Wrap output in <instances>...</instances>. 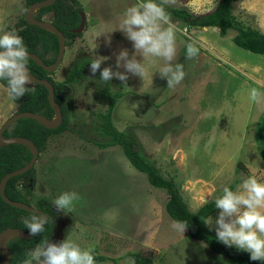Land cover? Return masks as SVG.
<instances>
[{"label":"rangeland","instance_id":"1","mask_svg":"<svg viewBox=\"0 0 264 264\" xmlns=\"http://www.w3.org/2000/svg\"><path fill=\"white\" fill-rule=\"evenodd\" d=\"M74 1L86 23L79 34L67 39L52 80L63 81L72 64L84 57H106L100 68L124 71L115 67V57L121 49L131 55V42L119 30L101 32L111 31L134 0ZM218 1L162 0L195 15L210 12ZM26 10L25 0H0V29H13L25 19ZM234 10L241 17L248 15L250 23L264 33V0H240ZM53 19L51 12L42 17ZM171 22L177 29L172 63L182 64L183 79L167 87L156 72L162 64L159 58L145 62L143 79L129 74L122 82L113 77L109 91L121 96L116 99L112 122L136 140L163 176L174 179L188 209L195 212L230 183L236 182L235 190L248 176L264 182L263 165L256 163L252 150L254 134L259 144L264 141L255 129L264 116V55L236 47L231 36L221 38L216 29L188 30ZM105 35H110L109 43ZM189 42L198 52L185 59ZM90 83L69 84L70 130L52 137L34 165L35 199H45L52 206L61 192L74 190L80 196L67 214L56 213L52 206L54 242L70 234L81 248L96 246V253L107 259L95 264H114L111 259L116 264H136L132 254L147 264H235L190 239L186 229L182 233L171 227L173 221L165 212L167 194L152 187L119 147L100 149L88 142L101 140L90 130L93 117L89 115L106 108L93 83L102 86L98 81ZM252 90L257 93L255 100L249 99ZM16 111L0 83V128ZM217 213L211 217L215 219Z\"/></svg>","mask_w":264,"mask_h":264},{"label":"trees","instance_id":"2","mask_svg":"<svg viewBox=\"0 0 264 264\" xmlns=\"http://www.w3.org/2000/svg\"><path fill=\"white\" fill-rule=\"evenodd\" d=\"M41 1L44 0H25V5L28 6ZM239 1L219 0L210 12L195 15L182 8L170 7L164 4L162 0H158L170 14V20L179 22L188 30L213 28L217 30L221 38L231 36V41L236 47L254 55H264V33L257 26L250 23V17L248 15L241 17L235 13L234 4ZM80 11L81 9H79L77 2L74 0H55L52 5L37 10L34 17L41 20L47 13H53L54 19L52 24L68 39L73 36L70 30L78 27ZM13 27L22 37L28 53L37 55L46 66L55 62L58 52V40L54 34L29 25L25 19L17 22ZM47 55H50L49 58ZM83 64V60H78L72 65L63 81L55 82L50 77L52 72L43 70L35 62L27 58L26 68L29 73L38 79L47 80L52 85L54 101L60 108L62 122L56 128H46L32 119L22 118L12 123L3 132V137L27 138L36 146L38 153H42L47 146V142L52 137L70 130V98L66 94L64 86L66 84L77 85L82 80H87L92 83L93 81H98V84L102 87L99 88L94 83L93 85L97 89L96 92L98 91V99L102 98L105 100L106 108L103 111H96L90 114L91 118L93 117L90 123V130L98 138H101V140L97 142L88 140V142L100 149L119 147L130 165L138 172L144 174L152 187L165 191L167 194L165 204L166 214L172 221L183 220L187 222L185 229L190 239L204 243L210 251L232 260L235 264H264L262 261L249 260L248 253L238 251L233 247H225L215 239V234L203 223L204 218L212 216L218 211L213 204L215 197L201 205L195 212H191L188 209L186 202L182 198L181 188L175 183L174 179L163 176L155 163L144 156L136 140L127 133L118 131L114 127L112 111L115 107L116 99L120 98L121 94L111 93L109 91V83L101 81L99 78H95L94 80L85 78L81 74ZM0 83L6 87L3 81H0ZM28 87L31 90L26 92L23 97L14 101L17 106L16 113H38L47 119H51L53 117V111L47 100L48 92L46 88L38 84L28 85ZM30 159L31 153L23 145L9 144L0 146V181L5 174L23 167ZM241 166V163L237 164V168ZM34 179L33 167L20 176L8 179L5 184L4 193L11 201L22 202L40 210L48 217L49 222L45 225L44 231L34 237L29 239L12 238L9 240L7 243V248L10 252L8 264H23L30 250L38 246L42 240H50L53 233L55 225L53 214L55 213L47 200L35 199L32 192L35 182ZM235 185L236 182H233L228 187L234 189ZM33 214L11 207L0 198V232L6 228H16L27 233V229L24 227L22 220ZM96 250L97 247L93 246L94 261H105L107 257L97 254ZM132 255L136 260V264H147L149 262L144 261L138 254Z\"/></svg>","mask_w":264,"mask_h":264},{"label":"clouds","instance_id":"3","mask_svg":"<svg viewBox=\"0 0 264 264\" xmlns=\"http://www.w3.org/2000/svg\"><path fill=\"white\" fill-rule=\"evenodd\" d=\"M119 30L131 42L133 52L121 49L115 57V67L124 71H113L110 67L100 68L106 57L97 56L89 63V70L95 74L99 69V79L109 82L113 77L126 82L128 75H145L144 64L150 58H159L162 64L157 71L171 88L184 77L183 66L172 63L175 55V32L177 29L170 20V14L158 0H134L123 12L119 23L111 33ZM100 33V34H101ZM99 34V35H100ZM105 35V42H110ZM198 49L193 43L185 45V59L195 57ZM137 56L141 57L137 60ZM28 52L22 37L10 28L0 29V81L6 85L8 97L15 101L31 89L28 87ZM257 93L252 90L249 99L255 100ZM80 199L74 190L61 192L52 201L55 212L67 214ZM218 213L213 219H203L205 226L214 230L215 239L225 247H233L248 253L249 260L264 262V182L252 176L242 178L236 189L224 186L213 200ZM48 217L35 213L22 220L30 237L42 233L48 224ZM174 230L184 232L187 222L173 221ZM204 245L203 247H205ZM23 264H95L91 248H81L70 234L58 242L42 240L30 250Z\"/></svg>","mask_w":264,"mask_h":264},{"label":"water","instance_id":"4","mask_svg":"<svg viewBox=\"0 0 264 264\" xmlns=\"http://www.w3.org/2000/svg\"><path fill=\"white\" fill-rule=\"evenodd\" d=\"M55 2V0H44L41 2H36L33 4H30L27 6V10L25 13V21L32 26L38 27L42 30H45L49 33L54 34L57 37L58 40V52L56 56V60L53 64L46 66L42 60L35 54L28 53V58L31 59L33 62H35L39 67H41L43 70L47 72L54 71L58 65L61 63L63 55H64V49H65V39L64 35L52 24V22L46 21V20H38L34 17V14L37 10L43 7H47L52 5ZM80 22L77 28L71 30L73 34H79L85 25V15L80 12ZM29 75V83L31 85H42L46 88L48 94H47V100L48 103L53 111V117L51 119H47L44 116L38 114V113H31V112H19L12 115L10 118H8L3 125L0 128V146L9 145V144H19L25 146L29 152L31 153V159L30 161L24 165L23 167L16 169L12 172H9L3 176V178L0 181V198L3 200L4 203L7 205L14 207L19 210H23L29 213H43L40 210L35 209L31 205H27L22 202H15L8 199L4 193V188L6 181L12 177L20 176L24 173H26L28 170L34 167L37 158H38V150L36 146L27 138L24 137H3V132L11 126L12 123L15 121L22 119V118H29L37 122L38 124L46 127V128H56L58 127L62 122V114L60 111L59 106L55 103L54 97H53V88L52 85L47 81L43 79H38L31 75L29 71L27 70ZM99 73V70L96 72ZM66 94H69V88L66 87ZM44 214V213H43ZM11 236V237H10ZM10 237V238H8ZM12 238H21V239H29L31 238L28 233H25L19 229L16 228H6L0 232V252H1V261L0 264H8L10 260V252L7 248V243Z\"/></svg>","mask_w":264,"mask_h":264},{"label":"crops","instance_id":"5","mask_svg":"<svg viewBox=\"0 0 264 264\" xmlns=\"http://www.w3.org/2000/svg\"><path fill=\"white\" fill-rule=\"evenodd\" d=\"M255 56L262 57L263 55H255ZM255 129H256V132L259 131L260 137L264 136V116L260 117L259 122L255 125ZM256 135L254 134L256 144L252 150H253V154L255 155V159H257L256 163L258 162V163H260V165H263V168L261 170L264 172V141H263V144L262 143L259 144L260 139H258V137ZM55 234H56V231L54 228L50 241L54 242L56 240ZM60 240L61 239H58V241H60ZM111 261H112V263L116 264L117 260L111 259Z\"/></svg>","mask_w":264,"mask_h":264},{"label":"flooded vegetation","instance_id":"6","mask_svg":"<svg viewBox=\"0 0 264 264\" xmlns=\"http://www.w3.org/2000/svg\"><path fill=\"white\" fill-rule=\"evenodd\" d=\"M80 12H82V11H80ZM79 12V13H80ZM83 13V12H82ZM84 14V13H83ZM79 22H80V20H79ZM85 23H86V19H85ZM79 25V24H78ZM85 26V25H84ZM84 28V27H83ZM73 30V29H72ZM70 32H71V30H70ZM72 33V32H71ZM73 34V33H72ZM73 35H77V34H73ZM64 39H65V44L67 43V39L65 38V36H64ZM66 46V45H65ZM64 52H65V49H64ZM80 60H83V67H82V69H81V74L85 77V78H87V79H91V80H94L95 78H99V73L97 74V73H95V74H92L91 72H90V70H89V63L91 62V60L90 59H88V58H82V59H80ZM76 63V62H75ZM74 63V64H75ZM74 64H72V65H74ZM72 67V66H71ZM70 67V68H71ZM70 70V69H69ZM68 70V71H69ZM99 70V69H98ZM68 73V72H67ZM85 80V79H84ZM80 82H85V83H90V81H87V80H85V81H80ZM100 83V82H99ZM78 85V84H77ZM69 86V84H66L65 86H64V88H65V90H66V87H68ZM69 88V87H68ZM69 91H70V89H69ZM89 117L91 118V116L89 115ZM88 139V138H87Z\"/></svg>","mask_w":264,"mask_h":264},{"label":"bare ground","instance_id":"7","mask_svg":"<svg viewBox=\"0 0 264 264\" xmlns=\"http://www.w3.org/2000/svg\"><path fill=\"white\" fill-rule=\"evenodd\" d=\"M11 237V236H10ZM10 237H8V238H10Z\"/></svg>","mask_w":264,"mask_h":264}]
</instances>
